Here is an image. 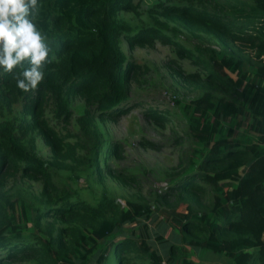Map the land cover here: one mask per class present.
Masks as SVG:
<instances>
[{"label": "trees", "instance_id": "1", "mask_svg": "<svg viewBox=\"0 0 264 264\" xmlns=\"http://www.w3.org/2000/svg\"><path fill=\"white\" fill-rule=\"evenodd\" d=\"M248 1L243 13L217 0H160L146 10L152 24L134 32L120 12L135 11L136 0H39L37 23L59 63L47 66L35 92L0 73V264H196L192 252L201 250L264 264V0ZM154 38L195 67L173 62L174 73L205 89L176 101L194 143L191 159L153 204L123 206L105 191L88 200L90 178L137 181L115 163L124 156L119 142L98 158L95 119L129 106L139 67L120 39L152 45ZM235 41L253 44L255 55ZM76 96L85 108L78 127L91 145L84 154L63 125ZM151 117L162 123L160 113ZM38 139L50 147L48 167L34 158ZM16 176L40 182L39 196L10 192ZM156 219L157 245L149 228Z\"/></svg>", "mask_w": 264, "mask_h": 264}, {"label": "rangeland", "instance_id": "2", "mask_svg": "<svg viewBox=\"0 0 264 264\" xmlns=\"http://www.w3.org/2000/svg\"><path fill=\"white\" fill-rule=\"evenodd\" d=\"M158 1L160 0H136L135 11L130 13L121 11L120 18L130 23L135 29L134 32L140 29L145 30V27L152 24L146 10ZM217 2L225 9L232 11L240 10L246 13L245 10H250L248 0H217ZM235 44L241 53L255 55L256 50L253 44L239 41H235ZM119 46L128 58L136 62L139 69L128 86L129 106L124 112L114 117L96 116L95 125L101 132L95 150L100 149L98 158L104 160L110 150H107L106 155L103 146L119 142L124 149V156L122 161L115 160V163L125 174L135 176L137 181L126 185L112 178L106 179L103 183L90 178L83 195L92 201L95 195L105 191L123 206L128 200L153 204L158 200V193L167 189L179 174L178 172L186 168L193 152L194 143L176 101H189L201 95L205 89L193 86L190 81L184 82L174 73L171 68L173 62L182 65L188 71L195 70V67L179 56L173 50L174 47L163 43L161 39L154 38L152 45H130L120 39ZM216 93L222 95L221 91ZM72 102L73 111L69 120L63 125L65 129L77 135L80 142L78 152L82 151L84 154L91 146L87 142V137L85 138L80 132L77 123L78 117L84 113V102L79 96L73 97ZM134 103L137 106L132 105ZM154 112L162 115V123L151 117ZM47 116H49L48 113ZM34 155V158L40 160L44 166H49L51 150L42 139H38ZM181 162H184L182 168L179 167ZM71 168L73 169V166ZM81 183H84L83 179ZM40 185V182L16 176L10 179L6 188L16 196H39ZM197 208L200 207L197 206ZM178 210L185 211V205L180 203ZM159 219L149 223L156 245L159 244L156 239V234L158 235L156 232L160 231L157 223ZM129 227L138 229L136 224ZM192 258L196 264H233L224 255L206 250L192 252Z\"/></svg>", "mask_w": 264, "mask_h": 264}, {"label": "clouds", "instance_id": "3", "mask_svg": "<svg viewBox=\"0 0 264 264\" xmlns=\"http://www.w3.org/2000/svg\"><path fill=\"white\" fill-rule=\"evenodd\" d=\"M40 8L39 0H0V73L12 75L25 93L37 91L47 66L59 63L38 26Z\"/></svg>", "mask_w": 264, "mask_h": 264}]
</instances>
